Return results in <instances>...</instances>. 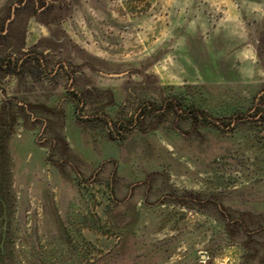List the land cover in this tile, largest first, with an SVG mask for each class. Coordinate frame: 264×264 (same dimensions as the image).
Wrapping results in <instances>:
<instances>
[{
	"label": "rangeland",
	"instance_id": "rangeland-1",
	"mask_svg": "<svg viewBox=\"0 0 264 264\" xmlns=\"http://www.w3.org/2000/svg\"><path fill=\"white\" fill-rule=\"evenodd\" d=\"M0 200V264H264V0H0Z\"/></svg>",
	"mask_w": 264,
	"mask_h": 264
},
{
	"label": "trees",
	"instance_id": "trees-1",
	"mask_svg": "<svg viewBox=\"0 0 264 264\" xmlns=\"http://www.w3.org/2000/svg\"><path fill=\"white\" fill-rule=\"evenodd\" d=\"M0 209L3 211L0 216V257L2 256V254L4 253V242H5V237H6V225H7V217L6 214L4 212L5 209V203L3 202V200H0Z\"/></svg>",
	"mask_w": 264,
	"mask_h": 264
},
{
	"label": "water",
	"instance_id": "water-1",
	"mask_svg": "<svg viewBox=\"0 0 264 264\" xmlns=\"http://www.w3.org/2000/svg\"><path fill=\"white\" fill-rule=\"evenodd\" d=\"M118 76V75H117Z\"/></svg>",
	"mask_w": 264,
	"mask_h": 264
}]
</instances>
